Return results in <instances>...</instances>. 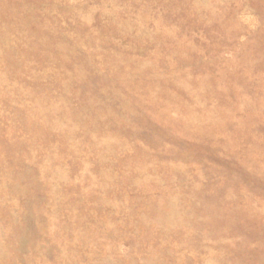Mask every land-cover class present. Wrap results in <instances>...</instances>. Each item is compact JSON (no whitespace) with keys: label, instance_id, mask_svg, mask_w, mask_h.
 Listing matches in <instances>:
<instances>
[{"label":"rangeland","instance_id":"1","mask_svg":"<svg viewBox=\"0 0 264 264\" xmlns=\"http://www.w3.org/2000/svg\"><path fill=\"white\" fill-rule=\"evenodd\" d=\"M0 264H264V0H0Z\"/></svg>","mask_w":264,"mask_h":264}]
</instances>
